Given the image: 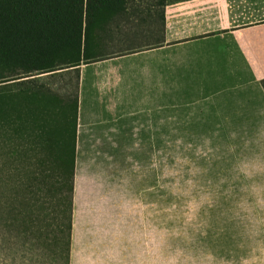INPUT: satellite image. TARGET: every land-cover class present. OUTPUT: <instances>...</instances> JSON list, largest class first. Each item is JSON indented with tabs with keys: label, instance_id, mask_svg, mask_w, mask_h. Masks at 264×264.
I'll return each mask as SVG.
<instances>
[{
	"label": "crops",
	"instance_id": "1",
	"mask_svg": "<svg viewBox=\"0 0 264 264\" xmlns=\"http://www.w3.org/2000/svg\"><path fill=\"white\" fill-rule=\"evenodd\" d=\"M148 12L150 18L155 14L154 8ZM160 20L159 29L148 26L139 31L146 49L124 55L147 59L125 68L131 78H117L115 68H110L108 92H101L98 99L96 93L89 112L83 114L81 101L77 150L85 133H92L85 126L103 128L96 143L105 150L109 144H120L115 140L124 131L134 138V149H139V136L146 129H152L157 140L160 136L164 145L166 126L175 133L176 126L190 124L195 129L184 133L209 135L223 150L230 132L254 121L264 110V0H169L164 7V30ZM163 37L164 44L155 47ZM168 48L182 51L192 73L191 86L199 94L183 105L172 104L171 117H166L164 104L163 52ZM91 65L100 69L97 62L82 66ZM97 82L103 84L106 79H90L80 67L81 98ZM177 108H183L182 117L175 115ZM77 168L78 152L70 264H164L170 251L185 246L183 236H172V245L166 248L164 207H76ZM172 215L168 219L172 226L188 228L181 232L195 237L191 247L216 257L234 248L232 226L224 223L220 209H209L207 215L202 212V225L196 227H186L180 213ZM204 264H215V260L205 257Z\"/></svg>",
	"mask_w": 264,
	"mask_h": 264
},
{
	"label": "trees",
	"instance_id": "2",
	"mask_svg": "<svg viewBox=\"0 0 264 264\" xmlns=\"http://www.w3.org/2000/svg\"><path fill=\"white\" fill-rule=\"evenodd\" d=\"M143 6L0 0V264H70L80 67L143 50Z\"/></svg>",
	"mask_w": 264,
	"mask_h": 264
},
{
	"label": "rangeland",
	"instance_id": "3",
	"mask_svg": "<svg viewBox=\"0 0 264 264\" xmlns=\"http://www.w3.org/2000/svg\"><path fill=\"white\" fill-rule=\"evenodd\" d=\"M158 0H149L155 4L154 16L149 17L148 9L144 13L145 22L141 24L138 31H142L144 27L153 26L160 28L161 7L157 5ZM169 0H165L167 2ZM149 6L151 4L147 3ZM133 15V14H132ZM133 21L137 18L132 16ZM117 49L116 46L112 50ZM164 55V75H165V115L171 117L173 110L172 104L183 105L189 98L198 97L197 89L191 85L194 84L192 73L186 58L179 48H168L163 52ZM147 59L142 55L135 57H115L105 61L97 62L100 69H95L94 66H81L82 70L90 76V79L99 78L106 79V82L101 84L99 82L92 83L96 85L92 87L90 84V93L81 98V91L79 93V108L82 101V114L83 111L89 112L91 108V101L97 93L96 98H100L101 92H108L109 84L107 79L112 73L109 71H117V78L129 79L131 78L130 72L125 68L135 63L143 64ZM128 66V67H127ZM98 68V67H97ZM61 92H65L66 85H70L72 80L69 75L63 79L57 80ZM124 84V83H123ZM145 87V86H144ZM101 88V90H99ZM71 90V86L68 88ZM84 102V103H83ZM84 104V105H83ZM175 115L183 116L185 114L183 108H177ZM172 120H168L170 122ZM85 129H89L91 134L85 133L83 141L79 145L78 152V168L76 177V207L92 206V207H136V206H161L166 208V248L172 245L173 230L182 231L188 228L172 226L168 219L175 217L173 213H181L183 198L177 192L175 179L170 172L172 165V157L169 155L171 148L170 143L182 137L185 141L193 138H198L202 135H189L184 131L190 130L193 132L195 126L178 125L175 128V133L172 131V126H166V131L169 132L164 136V145L156 136L152 134V129H146V132L141 134L140 141L141 147L134 149V138L128 132H123L116 138L115 142L120 144L107 145V147L99 149V144L96 143L100 140L99 132L103 130L100 127L93 125ZM80 128L79 111H78V127ZM178 131H181L180 133ZM218 144V143H217ZM219 145V144H218ZM162 146L164 148H162ZM154 148V149H153ZM223 151V150H221ZM199 164L208 169L204 181L215 182L220 176L227 174L229 168L226 159L216 160L210 159L208 161L200 160ZM187 171V170H185ZM140 173V174H137ZM181 185L183 181L181 180ZM177 210V211H174ZM178 245H181L180 243ZM14 252H10V256L6 258H13ZM5 258V259H6ZM2 260V258H1ZM3 261H0L2 263ZM12 264V261L9 262Z\"/></svg>",
	"mask_w": 264,
	"mask_h": 264
},
{
	"label": "clouds",
	"instance_id": "4",
	"mask_svg": "<svg viewBox=\"0 0 264 264\" xmlns=\"http://www.w3.org/2000/svg\"><path fill=\"white\" fill-rule=\"evenodd\" d=\"M169 147L173 161L169 174L175 179L174 194L183 198V224L202 225V212L220 209L236 243L226 256L216 257L191 247L194 236L173 230L174 237H184L185 246L170 251L164 264H204L205 257L215 264H264V110L254 121L230 132L223 151L209 135L189 141L180 137ZM210 159H226L229 168L226 175L206 184L208 169L199 161Z\"/></svg>",
	"mask_w": 264,
	"mask_h": 264
}]
</instances>
